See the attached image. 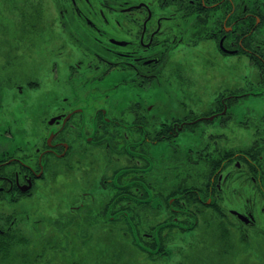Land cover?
<instances>
[{
	"label": "flooded vegetation",
	"instance_id": "1",
	"mask_svg": "<svg viewBox=\"0 0 264 264\" xmlns=\"http://www.w3.org/2000/svg\"><path fill=\"white\" fill-rule=\"evenodd\" d=\"M53 10L64 37L56 40L58 47L52 55L60 56L61 61L75 59L67 74L70 91L59 95L60 104L43 119L48 132L38 135L32 150L17 146L10 151L7 144L0 148V202L28 199L41 181L53 178L57 159L73 158L80 166L86 161L88 167L84 168L88 170L93 169L95 156H104L106 170L99 171L96 185H88L91 191L97 186L102 202L115 200V205L123 206L124 202L130 206L118 211H128L134 219L138 203L149 204L153 195L163 194L161 188L153 186L154 172L192 169L196 159L186 165L189 155L210 147L213 190L211 203L206 198V204L218 209L216 215L234 220L238 229H243L240 232L247 246L254 244L255 261L264 264V227L256 233L254 229L257 240L249 237L250 227L261 225L264 217V110L256 112L247 105L254 98L264 99V0H54ZM183 53L204 63V70L212 75L218 65L225 69L223 84L216 86L203 111L193 109L197 101L191 100L194 87L189 84L194 80L179 61ZM234 57L246 69L241 84H233L228 75L232 74ZM80 76L85 78L84 84ZM115 76L119 78L108 88L99 83ZM26 81L30 90L39 87L37 81ZM24 83L15 85L18 91L24 90ZM173 83L171 94L180 93L181 97H174L172 104L163 106L165 101L144 99V91ZM88 87H97L92 90L94 100L84 94ZM1 89L0 85V105ZM116 89L128 91L131 97L117 99ZM164 108L172 112L170 117L162 114ZM230 125L251 130L252 141L242 147L223 146L218 139L210 141L226 135L213 127ZM181 136H187L188 143L181 145ZM155 146L165 147L166 153H153ZM182 155L183 164L172 163L178 162L177 158L169 159ZM160 156L165 158L164 165L155 166ZM231 174L236 178L227 183ZM180 177L181 187L177 188L183 190L178 193L186 194L193 185L186 184L185 176ZM229 184L238 187L230 194L224 190ZM95 195L84 192L91 201ZM8 218L0 214V232L7 233L13 227L15 221L9 225ZM198 226L191 231H197ZM225 235L218 232L217 239L226 247ZM165 241L157 245L155 254L154 247L143 251L147 258L168 262L166 253L173 254L180 246ZM257 241L263 248L261 253ZM215 247L218 254L228 253L223 246Z\"/></svg>",
	"mask_w": 264,
	"mask_h": 264
},
{
	"label": "rangeland",
	"instance_id": "2",
	"mask_svg": "<svg viewBox=\"0 0 264 264\" xmlns=\"http://www.w3.org/2000/svg\"><path fill=\"white\" fill-rule=\"evenodd\" d=\"M53 4L54 0H0V148L7 144L10 151L17 146L30 150L38 142V135L48 132L43 119L54 113V106L60 104L57 100L59 95L70 91L67 74L69 64L75 59L65 58L61 61L58 58L60 56L52 55L58 47L56 40L64 37L58 28L60 26ZM179 61L187 66V73L194 80V84H189L191 88L194 87L193 94H190L191 100L197 101L193 109L195 112L205 110L216 86L223 84L225 69L218 65L212 70V75L204 70V63L196 62L186 53L179 56ZM231 70L232 74L228 75L232 76V83L241 84L246 69L239 58L234 57ZM79 78L84 84L85 78ZM118 78L105 77L99 83L108 88ZM28 79L37 81L39 87L30 90L26 85ZM17 83H24L22 92L17 90ZM174 83L169 87L162 84L144 91V99L165 101L163 106L166 102L172 104L174 97H181L180 93L174 97L171 94ZM85 90L84 94L94 100L97 87ZM114 92L117 99L122 101L131 97L128 91L122 89ZM99 101L102 103L101 99ZM247 105L256 112L262 111L264 99L254 98ZM162 114L170 117L172 112L164 108ZM212 130L226 133L224 139L210 138L211 142L213 139L222 140L223 146L242 147L254 137L251 130L235 125L225 129L213 127ZM2 132L8 135H2ZM181 138H184L179 140L181 145L188 143L187 136ZM209 150L210 147H204L198 155L196 152L189 155L186 165L194 163L196 159L192 169L186 167L184 172L178 169L175 173L154 172L153 186L161 188L163 194L153 195L149 204H137L136 216L132 220L121 219L128 212L118 211L129 207L102 202L97 195V186L91 191L88 185L90 182L96 185L100 174L106 170L104 156H95L93 163L94 159L96 163L93 169L88 170L85 169L88 167L86 161L80 166L73 158L57 159L53 178L41 181L33 195L26 197L28 199L18 203L0 202V214L3 213L6 218L9 216L7 223L15 221L13 227L7 229L8 234L5 230L0 232V264H259L255 261L254 244L248 247L241 236L240 231L243 229L239 230L234 220L216 215L220 213L218 209L206 204V198L211 203L213 190ZM152 152L166 153V149L155 146ZM183 156L169 159L174 161L177 158L178 162H171L183 164L179 158ZM164 159L158 157L155 166L157 163L164 165ZM219 168L217 175L220 173ZM181 175L185 176L186 184L193 185L186 195L174 192L180 190L177 187H181ZM233 178L236 175L228 177L227 183ZM233 185L229 184L224 189L226 193L230 194L238 188ZM86 191L96 193L92 201L90 197H84ZM167 214L170 216L165 219ZM263 221L264 217L261 225L250 227V238L257 240L253 232L264 227ZM126 222L131 228L127 227ZM197 226V231H191ZM2 228L6 229V226ZM218 232L226 233L222 239H226L225 244L229 246L225 247L217 239ZM152 238L155 239L153 242ZM133 240L138 241V246L139 243L146 246V252L154 247L153 254L163 240L171 241V244L178 243L180 247H173V254L171 251L166 253L169 255L166 257L168 262L153 261ZM167 241L164 244H168ZM216 245L223 246L222 249H227L228 253L218 254ZM257 245L261 246V243L257 241ZM262 251L261 246L258 253Z\"/></svg>",
	"mask_w": 264,
	"mask_h": 264
},
{
	"label": "trees",
	"instance_id": "3",
	"mask_svg": "<svg viewBox=\"0 0 264 264\" xmlns=\"http://www.w3.org/2000/svg\"><path fill=\"white\" fill-rule=\"evenodd\" d=\"M123 132H124V131H122V133H123ZM181 190H183V189L176 190V191H174V192L178 193V191H181ZM178 194H180V193H178ZM186 194H187V193H186ZM186 194H182V195H186ZM114 201H115V200H114ZM114 201H113L112 203H114ZM112 203H108V202H107L108 205H110V204H112ZM138 204H146V203H138ZM122 205H123V206H126L127 204H125L124 202H122ZM126 207H129V208H130V206H126ZM129 208H128V209H129ZM123 211H124V210H123ZM123 211H122V212H123ZM127 212H128V211H127ZM121 219L132 220L131 217H130V213H127L126 216L123 217V218H121ZM124 221H125V220H124ZM126 225H127L128 228H131V226H129L127 222H126ZM134 225H135V224H134ZM135 226H136V225H135ZM133 241H134V243L138 246V241H136V240H133ZM138 247H139V249H140L141 251L148 250V248H147L146 246H144L143 244H140V243H139V246H138ZM144 252H146V251H144Z\"/></svg>",
	"mask_w": 264,
	"mask_h": 264
},
{
	"label": "water",
	"instance_id": "4",
	"mask_svg": "<svg viewBox=\"0 0 264 264\" xmlns=\"http://www.w3.org/2000/svg\"><path fill=\"white\" fill-rule=\"evenodd\" d=\"M52 121V120H51Z\"/></svg>",
	"mask_w": 264,
	"mask_h": 264
}]
</instances>
